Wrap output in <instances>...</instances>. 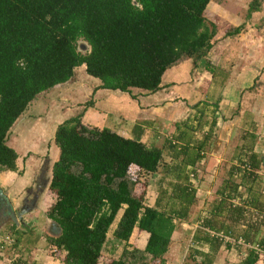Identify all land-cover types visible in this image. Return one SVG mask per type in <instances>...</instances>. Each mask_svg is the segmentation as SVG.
<instances>
[{
    "label": "trees",
    "instance_id": "16d2710c",
    "mask_svg": "<svg viewBox=\"0 0 264 264\" xmlns=\"http://www.w3.org/2000/svg\"><path fill=\"white\" fill-rule=\"evenodd\" d=\"M210 1L0 0V172L16 170L18 154L7 144L15 121L38 94L70 80L76 67L85 65V73L98 79L103 89L155 92L172 65L203 59L217 34V25L206 16ZM260 3L252 0L248 14ZM240 30L237 27L227 35ZM78 41L85 43V52L79 50ZM205 69L222 76L208 62ZM53 141L59 154L51 169L48 192L54 200L46 216L57 223L61 234L49 237V249H65L64 264H98L107 233L120 213L112 236L124 248L119 258L106 264H146L148 258L152 264H165L176 222L188 215L196 200L184 166L161 172L154 205L149 206L143 192L133 194L137 181L130 182L127 175L131 166L146 176L158 172L161 149L108 128H88L81 115L61 122ZM238 159L218 192L221 198L215 211H222L235 196L240 183L231 180L233 172L249 183L248 203L256 199L254 170L262 160L253 152ZM229 207L235 216L243 211L242 206ZM212 216L203 225L228 235L225 226L216 227L218 220ZM140 231L149 234L142 251L128 243ZM242 239L264 247L263 239L254 241L246 235ZM209 241L224 243L212 237ZM17 242L14 239L11 246ZM209 259L206 256L208 264ZM239 264H264V248H250Z\"/></svg>",
    "mask_w": 264,
    "mask_h": 264
},
{
    "label": "crops",
    "instance_id": "0c3cea01",
    "mask_svg": "<svg viewBox=\"0 0 264 264\" xmlns=\"http://www.w3.org/2000/svg\"><path fill=\"white\" fill-rule=\"evenodd\" d=\"M251 1L211 0L206 16L217 25L211 50L196 63L187 59L172 65L155 92L133 88L126 93L100 88L99 80L93 82L84 76L85 65H81L74 69L70 80L38 94L30 102L10 131L14 127L18 136L34 133V138L25 140L34 144L28 151L35 155L46 151L47 156L42 163L33 164L17 152L16 170L0 172V187L17 218L15 223L10 215H0V264H64L62 258L49 252L46 229L50 219L46 210L50 202L46 188L59 154L53 141L56 127L77 115L88 128H108L123 138L162 150L160 171L150 175V180L154 179L153 192L160 186L162 171L166 174V168L184 166L196 200L188 215L176 222L163 257L165 264H208L206 256L210 257L209 264H227L228 255H236L240 262L250 248H264L262 243L258 248L242 239L246 235L254 241L264 240V0L248 14ZM237 27H241L239 33L227 35ZM207 62L222 76L207 71ZM77 69L81 80L75 78ZM40 106H44L45 115L35 119L37 125L32 127L28 117ZM47 135L49 146L39 149L37 141ZM251 152L262 160L260 168L254 170L258 177L253 181V204L247 201L251 195L249 183L233 172L231 180L240 183L235 196L222 211H215L221 198L218 192L229 179V169L237 165L243 154ZM46 175L47 185L42 182ZM156 196L149 206L154 205ZM230 204L242 206L243 211L235 216L229 211ZM211 216L218 220L216 227H226L228 235L203 225ZM108 233L99 259L103 264L119 258L124 247L123 242ZM148 236L146 231H140L128 243L133 241L142 251ZM211 237L224 243L219 246L209 241ZM7 239H19V243L14 247Z\"/></svg>",
    "mask_w": 264,
    "mask_h": 264
},
{
    "label": "rangeland",
    "instance_id": "374dc122",
    "mask_svg": "<svg viewBox=\"0 0 264 264\" xmlns=\"http://www.w3.org/2000/svg\"><path fill=\"white\" fill-rule=\"evenodd\" d=\"M223 38H220V40H222ZM78 44H79V50H81L82 52H85V50H86V45H85V43L83 42V41H78ZM76 73H75V78H77V80L80 78V76H81V73H79V71H78V69H77V71H75ZM84 76H87V78H89L91 81H93V82H95V81H97L98 79H96V78H94V77H91V76H89V75H87L86 73H85V70H84ZM219 78V77H218ZM220 79V78H219ZM79 80H81V79H79ZM259 85V84H258ZM220 86H222V85H220ZM35 109H37V107L35 108ZM45 108H44V106L43 107H39L35 112H31V114H30V116L28 117V123H30V125H32V127L33 126H36L37 124L35 123L36 121H35V119H37V118H40V117H44L43 115H45ZM44 112V113H43ZM27 123V124H28ZM16 127V126H15ZM16 129L13 127V129L10 131V133H9V135H8V142H7V144L9 145V146H11L12 148H14V150L16 151V152H18L19 153V155H20V157L23 159V160H28V159H30L31 161H32V163L34 164V163H36V162H41L42 163V161H44V159L46 158V151H43V152H40V153H38L37 155H35L33 152H31V151H28V149L29 150H31L32 148H30V147H32L34 144H32V143H29V142H25V140L28 138V139H30V137L32 136L33 138L35 137V134L34 133H30V132H24V133H22L21 131L19 132V135L20 136H18V134L16 133ZM22 137V138H21ZM50 138V136H48L47 135V137H46V139H45V137H42V139H37L38 141H37V144H36V146H38V148L40 149V148H42V149H44L45 148V146H49V144H48V142H47V140H49V138ZM44 138V139H43ZM48 138V139H47ZM47 144V145H46ZM33 149H35V148H33ZM36 150V149H35ZM43 156V157H42ZM25 157V158H24ZM36 168V167H35ZM37 169V168H36ZM160 170V169H159ZM159 170H158V172H159ZM38 173H39V171H38ZM38 173H37V176H38V178H39V175H38ZM43 174V173H42ZM49 174V173H48ZM36 176V177H37ZM50 176H51V174H50ZM150 175H144V174H139L138 173V171H137V169H136V167L135 166H131L130 167V169H129V172H128V175H127V178H128V180L130 181V182H133L134 180L135 181H137V184H135L134 186H133V194L134 195H139V194H142V192H143V196H144V202H145V204L146 205H148V204H150V202H152V200H153V197H154V195L156 194L157 195V190L155 191V192H153V191H151L152 189H154L155 188V186H154V184H153V180L154 179H152V180H150ZM37 178V179H38ZM44 178V179H43ZM49 181V175H46V176H43L42 177V182H43V184H45L46 183V185L49 183L48 182ZM46 192L48 193V195H49V192H48V189L46 188ZM53 197H51V195H49V202H50V204L53 202ZM48 208V207H47ZM195 210V209H194ZM119 217H117L116 218V221H114V223H113V225H112V227H111V229H110V231H109V233H108V235L109 236H111V233H112V230H113V228L115 227V224H116V222H117V219H118ZM110 238V237H109ZM132 243V245H131V247L133 246V247H135L136 248V246L134 245L135 243L132 241L131 242ZM124 248V247H123ZM130 249V248H129ZM123 250V249H122ZM49 252L50 253H52V254H54L58 259L59 258H64L65 257V255H66V250L65 249H63V248H60L58 251H56V249H52V250H50L49 249ZM225 260L227 261V264H239V260H240V258H238L236 255H233V256H227V258H225ZM100 263V262H99ZM104 263V261L103 260H101V263L100 264H103ZM145 263L146 264H152V261H150V259L148 258L146 261H145ZM137 264H140V263H137Z\"/></svg>",
    "mask_w": 264,
    "mask_h": 264
},
{
    "label": "water",
    "instance_id": "95a60500",
    "mask_svg": "<svg viewBox=\"0 0 264 264\" xmlns=\"http://www.w3.org/2000/svg\"><path fill=\"white\" fill-rule=\"evenodd\" d=\"M6 200L7 198L0 187V208L2 209L0 215L2 217H6L7 215H10L13 221L16 223L17 218L12 211V207ZM46 234L49 235L50 237L56 238L61 234V228L57 225L56 222L50 219L48 220V228L46 229Z\"/></svg>",
    "mask_w": 264,
    "mask_h": 264
},
{
    "label": "built area",
    "instance_id": "2783aa9c",
    "mask_svg": "<svg viewBox=\"0 0 264 264\" xmlns=\"http://www.w3.org/2000/svg\"><path fill=\"white\" fill-rule=\"evenodd\" d=\"M220 237H222L221 235L219 236V239H220V240H223V239H222V238H220ZM7 241H8L9 243H11V242H12L10 239H7Z\"/></svg>",
    "mask_w": 264,
    "mask_h": 264
}]
</instances>
